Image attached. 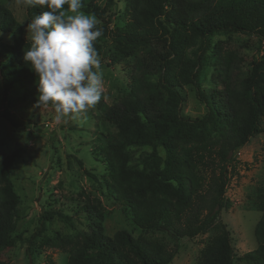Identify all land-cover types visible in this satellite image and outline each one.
Masks as SVG:
<instances>
[{
    "label": "trees",
    "instance_id": "1",
    "mask_svg": "<svg viewBox=\"0 0 264 264\" xmlns=\"http://www.w3.org/2000/svg\"><path fill=\"white\" fill-rule=\"evenodd\" d=\"M2 1V89L7 94L19 87L20 102L35 106L37 77L23 60L28 42ZM115 1L98 5L97 0H82V10L94 15L103 29L95 42L98 55L106 67L125 63L131 75L122 99L98 105L102 128L92 156L104 166L99 185L123 207H158L157 212L169 214L177 242L210 233L195 264H234L231 235L220 214L231 207L225 194L236 175L234 153L250 139L264 137V47L240 77L233 67L237 52L227 51L218 38L254 36L264 45V0H121L122 26L113 25ZM44 10L29 8L28 21ZM185 88L203 107L202 115H183ZM0 118L14 126L8 112ZM17 157L12 152L0 158V249L14 248L22 240L16 235L20 198L11 181ZM251 203L260 213L253 230L257 246L238 261L264 264V182L253 188ZM78 210L85 214V230L50 236L42 233L53 215L66 223L72 218L60 211L43 212L40 228L27 239L28 256L52 248L66 255V264H171L175 252L162 245L125 229L106 235L99 200L87 199ZM0 264L7 262L0 258ZM45 264L54 262L46 258Z\"/></svg>",
    "mask_w": 264,
    "mask_h": 264
},
{
    "label": "rangeland",
    "instance_id": "2",
    "mask_svg": "<svg viewBox=\"0 0 264 264\" xmlns=\"http://www.w3.org/2000/svg\"><path fill=\"white\" fill-rule=\"evenodd\" d=\"M104 0H97L101 4ZM9 9L22 29V38L27 41L26 26L29 23L26 12L29 8L17 4V0L1 2ZM124 3L116 0L112 7L113 25L122 26ZM227 51L237 52L235 72L244 77L252 62L259 60L264 45L254 36L233 35L230 40L219 36ZM104 84L101 100L86 115L76 118L55 119L54 110L39 108L20 102L21 91L15 86L4 94L0 80V114L8 112L14 126L0 118V158L17 152L11 172L14 191L20 198L18 231L21 235L14 248L0 249V258L7 264H45L51 258L54 264H66V255L58 249H38V254L28 256V241L40 228L43 212L60 211L72 218L70 223L53 215L45 224L44 236L53 232L73 234L85 230V214L78 212L87 199L100 201L104 211V231L106 235L125 229L133 237L148 239L175 252L171 264H195L200 250L210 233L195 239L178 241L176 224L171 216L157 212L158 207L128 209L109 199L99 183H103L104 166L92 156L95 139L101 132L100 111L98 105L103 102L113 105L122 99L128 90L130 73L125 63L106 67L101 58ZM132 64V61H129ZM128 67V65H127ZM184 103L182 113L185 117L195 118L204 113L203 107L196 101L190 88L182 91ZM28 124V125H27ZM27 125V127H25ZM112 131L111 128H107ZM217 149L211 151L216 156ZM237 161L236 175L228 183L225 196L231 207L222 211L220 220L231 235L234 264H246L238 261L247 252L256 248L253 235L254 226L260 213L252 208L251 193L253 188L264 182V137L257 136L234 153ZM91 173L97 179L86 175ZM73 226V227H71Z\"/></svg>",
    "mask_w": 264,
    "mask_h": 264
},
{
    "label": "clouds",
    "instance_id": "3",
    "mask_svg": "<svg viewBox=\"0 0 264 264\" xmlns=\"http://www.w3.org/2000/svg\"><path fill=\"white\" fill-rule=\"evenodd\" d=\"M17 4L46 9L26 26L23 60L37 77L35 106L50 105L57 121L86 115L101 100L104 84L95 48L103 35L97 18L82 10V0H17Z\"/></svg>",
    "mask_w": 264,
    "mask_h": 264
}]
</instances>
